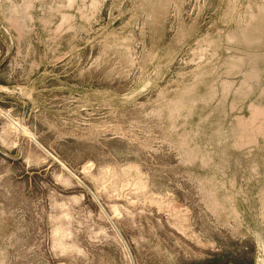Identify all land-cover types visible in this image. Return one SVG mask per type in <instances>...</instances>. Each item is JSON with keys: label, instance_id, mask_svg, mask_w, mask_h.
I'll return each instance as SVG.
<instances>
[{"label": "rangeland", "instance_id": "374dc122", "mask_svg": "<svg viewBox=\"0 0 264 264\" xmlns=\"http://www.w3.org/2000/svg\"><path fill=\"white\" fill-rule=\"evenodd\" d=\"M0 264H264V0H0Z\"/></svg>", "mask_w": 264, "mask_h": 264}]
</instances>
